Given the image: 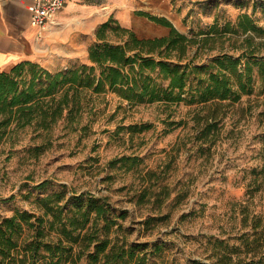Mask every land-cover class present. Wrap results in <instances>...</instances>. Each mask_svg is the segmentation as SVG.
<instances>
[{
  "label": "rangeland",
  "instance_id": "1",
  "mask_svg": "<svg viewBox=\"0 0 264 264\" xmlns=\"http://www.w3.org/2000/svg\"><path fill=\"white\" fill-rule=\"evenodd\" d=\"M134 2L187 36L245 12L264 27V0ZM111 15L139 37L168 33L137 11L92 12L78 56L57 47L28 60L15 77L20 87L32 78L31 64L54 72L90 63L96 28ZM245 36L216 39L201 59L221 48L233 52ZM253 41V80L235 101L130 104L109 93L93 108L84 104L76 121L62 118L49 129L5 125L0 114V215L40 213L38 199L54 191H64L67 207L76 195H96L108 203L111 229L141 244L150 264H233L264 255V35ZM80 250L76 245L62 264H87Z\"/></svg>",
  "mask_w": 264,
  "mask_h": 264
},
{
  "label": "trees",
  "instance_id": "2",
  "mask_svg": "<svg viewBox=\"0 0 264 264\" xmlns=\"http://www.w3.org/2000/svg\"><path fill=\"white\" fill-rule=\"evenodd\" d=\"M137 13L168 28V33L139 37L111 15L96 28V40L88 47L90 63L54 72L42 67L37 72L31 64L35 71L22 87L15 77L29 61L0 72V114L5 125L15 121L22 127L49 129L62 118L76 121L84 104L93 108L101 95L109 93L130 104L168 106L235 101L248 91L258 61L253 36L264 35V27L250 14L241 13L235 22L223 25L215 21L207 31L187 36L165 16ZM242 35L246 44L232 47L233 52L221 48L201 59V49L212 48L216 39L223 42ZM63 195L60 190L39 198L40 213L16 210L0 215V264H62L76 245L81 247L78 258L85 255L87 264H150L144 251L137 250L141 244L121 239L111 229L107 202L80 194L67 207L61 202ZM100 218L105 223L98 228ZM263 259L253 252L248 261L238 258L233 264H261Z\"/></svg>",
  "mask_w": 264,
  "mask_h": 264
},
{
  "label": "crops",
  "instance_id": "3",
  "mask_svg": "<svg viewBox=\"0 0 264 264\" xmlns=\"http://www.w3.org/2000/svg\"><path fill=\"white\" fill-rule=\"evenodd\" d=\"M134 1L66 0L48 27L40 30L31 23L33 0H0V72L9 71L22 61H39L43 52L52 53L57 47L77 57L81 32L85 31L82 24L91 20L92 12H150L139 10Z\"/></svg>",
  "mask_w": 264,
  "mask_h": 264
},
{
  "label": "built area",
  "instance_id": "4",
  "mask_svg": "<svg viewBox=\"0 0 264 264\" xmlns=\"http://www.w3.org/2000/svg\"><path fill=\"white\" fill-rule=\"evenodd\" d=\"M66 0H33L31 23L45 30L52 16L63 9Z\"/></svg>",
  "mask_w": 264,
  "mask_h": 264
}]
</instances>
